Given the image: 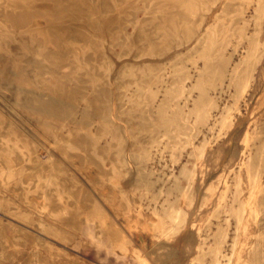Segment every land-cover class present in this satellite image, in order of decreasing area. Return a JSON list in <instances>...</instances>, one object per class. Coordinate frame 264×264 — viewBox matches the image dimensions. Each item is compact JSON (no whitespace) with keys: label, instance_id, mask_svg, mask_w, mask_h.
<instances>
[{"label":"rangeland","instance_id":"rangeland-1","mask_svg":"<svg viewBox=\"0 0 264 264\" xmlns=\"http://www.w3.org/2000/svg\"><path fill=\"white\" fill-rule=\"evenodd\" d=\"M19 1L0 0V6L26 16L23 15L22 21L15 23L14 27H8L0 17V264H138L137 252L149 264H192L200 243L197 230L201 228L204 234L210 233L217 222H224L222 216H214L213 209L225 182L231 180L232 168L235 169L241 159L246 126L250 132L256 131L257 135L263 136L264 53L256 63L245 100L243 97L238 102L239 110L236 111V107L231 110L233 121H229L226 127L220 129L217 125L225 105L234 100V85L226 80L222 83V90L210 88L203 93L205 100L213 97L216 100V106L210 110V120L198 124L194 120L195 115L191 114L192 108L201 104V92L194 84L197 79L196 62L198 66L202 64L201 59L194 63L191 56L201 47L228 51L230 44L227 40L234 41L240 29L239 23L229 20V5L237 0H228L225 9L226 0H105V3L104 0H72L74 4H70L71 0H64L67 4L63 0ZM52 1L60 3L57 5ZM62 2L70 4L71 8ZM159 5L162 8L159 9ZM10 10L8 13L13 14ZM108 10L113 11L110 13ZM177 10H180V15ZM35 12L42 13L37 15ZM69 15L79 17L75 19L72 16L70 21ZM89 16L94 19H89ZM86 21L93 22V25ZM34 23L35 27H30ZM95 25L98 28H94ZM5 70L12 73L8 81ZM2 85L6 86L2 89ZM17 86L20 92L15 89ZM44 104H49L47 109ZM166 118L170 121L167 122ZM59 135L61 139L65 138L63 143L66 145L79 146L82 154L72 150L64 155L56 149L51 142L59 140ZM69 135L73 136V142L66 140ZM189 135L192 136V144L206 143L204 152L197 160L194 159L196 168L188 189L192 205L186 196L185 199L182 197L181 192L187 185L183 180L181 187L173 189L170 196L182 198L178 201L186 214L184 226H180L174 236L159 237L151 222L156 223L159 229L165 221L161 213L152 211L154 200L150 194L162 202L164 194H158L159 184L171 172L177 174L188 159L192 144L187 143V146L185 142ZM171 143L185 145H180L182 150L179 149L177 162L170 158ZM133 147L152 149V154L148 159H142L133 152ZM49 151L67 170L60 174V184L50 187L54 198L58 200L66 194L65 176L73 173L77 185L86 194L87 204L77 207L67 201L66 208L55 206L44 213L37 208L44 178L39 171L33 178L25 171L34 162H47ZM88 154L95 155V159L105 167L111 166L113 157H120L121 166L114 168L111 180L94 184L91 180L96 173L94 165L78 168L81 159ZM153 178L155 183L149 184V195L141 196V182ZM172 180L173 176L170 182ZM213 183L217 188L202 205L203 197ZM112 185L118 187L116 195L122 198L126 209H122L116 200L108 199ZM90 206L99 214L91 215ZM41 219L51 226L43 234H39L37 229ZM233 226V220L229 219L226 248ZM120 240H123L124 249L120 247Z\"/></svg>","mask_w":264,"mask_h":264},{"label":"bare ground","instance_id":"bare-ground-1","mask_svg":"<svg viewBox=\"0 0 264 264\" xmlns=\"http://www.w3.org/2000/svg\"><path fill=\"white\" fill-rule=\"evenodd\" d=\"M7 1V0H6ZM33 1V0H32ZM37 1V0H35ZM77 1V0H75ZM101 1V0H99ZM103 1V0H102ZM122 1V0H121ZM138 1V0H137ZM148 1V0H147ZM146 1V2H147ZM179 1V0H178ZM21 2V0L19 1ZM30 2V1H29ZM54 2V1H52ZM64 2V0H63ZM62 2V3H63ZM67 2V1H66ZM64 2V3H66ZM74 1L71 0L70 4ZM81 2V1H79ZM90 2V1H89ZM98 2V1H97ZM107 2V0H106ZM112 2V1H111ZM150 2V1H149ZM190 2V1H189ZM225 2V0L223 1ZM9 3V2H7ZM24 2L21 3V5ZM26 3H28L26 1ZM25 3V5H26ZM57 4V2H54ZM53 3V4H54ZM60 2H58L57 5H59ZM61 3V4H62ZM63 3V4H64ZM105 3V0H104ZM116 3V1H115ZM29 4V3H28ZM51 4V5H53ZM55 4V5H56ZM67 4V3H66ZM65 5L66 7H70L71 5ZM83 4V3H82ZM86 4V3H85ZM110 4V2L108 3ZM146 5V3H144ZM148 4V3H147ZM172 4V3H171ZM228 4V0H226L225 7L223 9L227 8L226 6ZM12 5V4H11ZM24 5V4H23ZM34 5V4H33ZM64 5L62 7L64 8ZM79 3L77 4V6ZM96 5V4H95ZM100 5V3H99ZM104 5V4H103ZM176 5V4H175ZM188 5V4H187ZM190 5H192L190 3ZM224 5V4H222ZM221 5V6H222ZM15 6V5H13ZM19 6V5H18ZM50 6V5H49ZM61 6V5H60ZM74 6V5H73ZM76 6V7H77ZM86 6V5H85ZM88 6V5H87ZM98 6V5H97ZM101 6V5H100ZM108 6V5H107ZM111 5H109L110 7ZM120 6V5H118ZM118 6L116 8H118ZM170 6V5H169ZM174 6V5H173ZM178 6V5H176ZM201 6V5H200ZM6 6H0L1 13L0 17L2 18V21L8 25V27H14L16 24L15 23H20L22 21V18L25 16L23 13H19L18 11H15L10 8H5ZM22 7V6H21ZM25 7V6H24ZM23 7V8H24ZM42 7V6H41ZM61 7V8H62ZM79 7V6H78ZM84 7V6H83ZM104 8V6H102ZM115 7V6H114ZM154 7V6H153ZM156 7V6H155ZM166 7V6H165ZM179 7V6H178ZM204 7V5L202 6ZM26 8V7H25ZM28 8V7H27ZM71 8V7H70ZM69 8V9H70ZM82 8V7H81ZM80 8V9H81ZM87 8V7H86ZM89 8V6H88ZM101 8V7H100ZM107 8V7H106ZM115 8V9H116ZM152 8V7H151ZM149 8V9H151ZM158 8V7H157ZM162 8L159 5V9ZM183 8V7H181ZM177 8V9H181ZM192 8V6H191ZM195 8V5H194ZM230 12H229V20L235 23L240 24V29L238 32V35L234 41L232 40H227V42L230 44V47L228 48V51L224 50H213L211 47L208 48H198L196 50V53L191 56L193 59L194 63L196 62L197 59L202 60V64L196 66L197 70V79L194 85H198V88L200 90V96L199 100L201 101L200 105L198 107L196 106L195 108H192L191 114L193 113L195 116V121H197L198 124L200 123H205L207 122V119L210 114V110L213 106H216V100L215 98H209L208 100H205L203 97V93H206V91L210 88L212 89H219L222 90V83L226 80L228 83L234 85V100L232 103H228V105H225V109L221 112V117L217 120V125L219 124L220 129H223L226 127L229 121H233V118L231 120V110L236 107V111L239 110V106L237 107L238 102L240 100L242 101L241 98H243L246 93L249 91V88L251 86V82L254 78V70L256 68V63L258 60L262 57V54L264 53V0H237L236 3H230L229 5ZM20 9V8H18ZM35 9V8H34ZM33 9V10H34ZM47 9V8H45ZM44 9V10H45ZM60 9V8H59ZM67 9V8H66ZM85 9V8H84ZM110 9V8H109ZM113 9V8H112ZM114 9V10H115ZM175 9V8H174ZM173 9V10H174ZM186 9V8H185ZM196 9V8H195ZM9 10L13 12V14H9ZM41 10V9H40ZM58 10V9H56ZM60 9L59 11H61ZM68 10V9H67ZM66 10V11H67ZM72 10V9H71ZM83 10V9H82ZM100 10V9H99ZM98 10V11H99ZM104 10V9H102ZM111 10V9H110ZM128 10V9H126ZM131 9H129L130 11ZM172 10V11H173ZM25 12L26 10H22ZM21 11V12H22ZM37 11V9H36ZM46 11V10H45ZM57 11V13L59 12ZM63 11V10H62ZM65 11V10H64ZM69 11V10H68ZM75 11V10H74ZM72 11V12H74ZM107 11V9H106ZM109 11V10H108ZM113 11V10H112ZM112 11H109L110 13ZM125 11V9H124ZM175 11V10H174ZM173 11V12H174ZM179 15H180V10ZM182 11V10H181ZM187 11V10H185ZM10 12V13H11ZM34 12V11H30ZM39 12V11H37ZM35 12V13H37ZM71 12V11H70ZM87 12V11H86ZM172 12V13H173ZM29 12L27 11L26 14ZM42 13V12H41ZM40 13V14H41ZM44 13V12H43ZM47 13L48 10H47ZM46 13V14H47ZM75 13V12H74ZM79 13V12H78ZM85 13V12H84ZM89 13V12H88ZM91 13V11H90ZM98 13V12H97ZM104 13V12H103ZM106 13V12H105ZM108 13V12H107ZM182 13V12H181ZM190 13V12H189ZM188 13V14H189ZM37 13V15H40ZM45 14V13H44ZM51 14V13H49ZM63 14V12H62ZM67 14V13H65ZM81 14V13H79ZM78 14V15H79ZM93 13H91L92 16ZM102 14V13H101ZM113 14V13H112ZM111 14V15H112ZM122 14V13H121ZM174 14V13H173ZM176 14V13H175ZM187 14V12H186ZM24 15V16H23ZM57 15V14H56ZM81 15H84L83 13ZM80 15V16H81ZM88 15V14H87ZM105 15V14H104ZM120 15V14H119ZM123 15V14H122ZM150 15V14H149ZM156 15V14H155ZM178 15V16H179ZM216 15V14H214ZM45 16L42 14V17ZM50 16V15H48ZM61 16V14H60ZM66 16V15H65ZM64 16V17H65ZM71 19L75 16L69 15ZM73 16V17H72ZM85 16V15H84ZM83 16V17H84ZM103 16V15H102ZM106 16V15H105ZM118 16V15H117ZM116 16V17H117ZM160 16V15H158ZM26 17V16H25ZM34 17V16H31ZM28 17V18H31ZM35 17H37L35 15ZM41 16H39L40 18ZM57 17V16H56ZM63 17V16H62ZM79 17V16H77ZM75 17V19L77 18ZM120 17V16H119ZM142 17V15H141ZM165 17V16H164ZM181 17V16H180ZM67 18V16L65 17ZM89 19L93 17H88ZM43 19V18H42ZM50 19V18H46ZM57 19V18H56ZM55 19V21H56ZM64 19V18H63ZM94 19V18H93ZM106 19V18H105ZM213 19V18H212ZM23 20H26L25 18ZM58 20V19H57ZM68 20V21H69ZM79 20V18L77 19ZM76 20V21H77ZM97 20V19H96ZM121 20V19H120ZM123 20V19H122ZM159 20V18H158ZM214 20V19H213ZM34 18V22H35ZM38 21V20H37ZM45 21V20H44ZM48 21V20H46ZM51 21V20H49ZM54 21V19H53ZM90 21V20H89ZM89 21H86L89 22ZM93 21V20H92ZM115 21V20H114ZM1 22V21H0ZM43 22V21H41ZM80 22V21H78ZM95 22V20H94ZM162 22V21H161ZM164 22V21H163ZM174 22V21H173ZM186 22V21H185ZM26 23H31V22H26ZM45 23V22H44ZM93 22H89V24ZM98 23V20L96 24ZM218 23V22H217ZM25 24L22 22V25ZM172 24V23H171ZM186 24V23H185ZM190 24V23H189ZM35 23L31 25L30 27H35ZM40 25V24H39ZM87 25V24H86ZM98 25V24H97ZM97 25L94 26V28H98ZM117 25V24H116ZM88 26V25H87ZM250 26H252L251 29H248ZM19 27V26H17ZM48 27V26H47ZM90 27V26H88ZM93 28V27H92ZM93 28V29H94ZM118 28V27H116ZM121 28V26H120ZM140 28V27H139ZM173 28V27H172ZM48 29H51L49 27ZM3 30V29H2ZM41 30V29H40ZM64 31V29H62ZM100 30V29H99ZM108 30V29H106ZM118 30V29H117ZM120 30V29H119ZM205 30H207L205 28ZM62 31V32H63ZM66 31V29H65ZM116 31V29H115ZM122 31V30H121ZM189 31V30H188ZM204 31V30H203ZM48 32V31H47ZM59 32V31H58ZM57 32V33H58ZM75 32V31H73ZM80 32V31H79ZM93 32V30H92ZM191 32V31H190ZM211 32V31H210ZM236 32V31H235ZM52 33V32H51ZM56 33V34H57ZM87 33V32H85ZM84 33V35H85ZM111 33V32H110ZM205 33V32H204ZM207 33V32H206ZM69 34V33H68ZM72 34V33H71ZM77 34V33H76ZM75 34V35H76ZM89 34V33H87ZM131 34V33H129ZM203 34V33H202ZM61 35V33H60ZM59 35V36H60ZM81 35V34H78ZM166 35V34H165ZM211 35V34H210ZM53 36V35H52ZM73 36V35H72ZM82 36V35H81ZM91 36V35H90ZM202 36V35H201ZM216 36V35H215ZM55 39V36H53ZM70 37V36H69ZM76 37V36H75ZM87 36H84L86 39ZM89 37V35H88ZM93 38V36H91ZM129 37V35L127 36ZM211 37V36H210ZM52 38V37H51ZM78 38V36H77ZM83 37H81L82 39ZM52 38V40H54ZM58 38H56L57 40ZM66 39V38H65ZM89 39V38H88ZM88 39L86 40L88 42ZM95 39V37H94ZM198 39V38H197ZM223 39V38H222ZM36 40V39H35ZM78 40V39H77ZM76 40V41H77ZM208 40V39H207ZM211 40V39H210ZM58 41V40H57ZM85 41V40H84ZM91 41V40H90ZM126 41V40H125ZM166 41V40H165ZM94 42V41H93ZM97 42V41H96ZM205 42V40H204ZM55 43V41H54ZM90 43V42H89ZM124 43V42H123ZM91 44V43H90ZM95 44V42H94ZM93 44V45H94ZM58 45V44H56ZM12 46V45H11ZM16 46V45H15ZM13 46V47H15ZM59 47V45H58ZM94 47V46H93ZM98 47V46H97ZM122 47V46H121ZM11 48V47H10ZM12 50V49H11ZM144 51V50H143ZM18 53V52H17ZM20 55V53H18ZM22 55V54H21ZM179 55V54H178ZM47 56V55H46ZM103 56V55H102ZM62 58V57H61ZM6 60V59H5ZM33 60V59H32ZM5 62V61H3ZM33 62V61H32ZM9 63V62H8ZM7 63V64H8ZM14 63V61H13ZM43 63V62H42ZM16 64V63H15ZM45 64V63H44ZM109 64V63H108ZM193 65V64H191ZM195 65V64H194ZM2 66V65H1ZM8 66V65H7ZM23 66V65H22ZM3 67V66H2ZM11 67V65H10ZM5 68V66H4ZM111 68V67H110ZM152 68V67H151ZM6 69V68H5ZM9 69V67H8ZM7 69V70H8ZM32 69V68H31ZM6 71V80H10L9 77L12 75L11 70ZM23 70V69H22ZM152 70V69H151ZM21 71V70H20ZM148 71V69H147ZM0 72H2L0 70ZM19 72V71H18ZM17 72V73H18ZM136 72V71H135ZM160 72V71H159ZM5 73V72H4ZM1 74V73H0ZM164 74V73H163ZM14 75V73H13ZM21 75V72H20ZM23 75V74H22ZM18 77V76H14ZM32 77V76H28ZM192 77V76H189ZM195 77V76H194ZM162 78V77H161ZM187 80V79H186ZM6 81V82H7ZM193 81V79H192ZM190 82V81H189ZM8 83V82H7ZM11 85V82H9ZM160 83V82H159ZM19 84V83H18ZM229 84V85H230ZM4 85V84H3ZM2 85V89L6 86ZM1 86V85H0ZM19 89H20V85ZM15 87V89H18ZM113 86V85H112ZM10 87V86H9ZM151 87V86H150ZM92 88V87H91ZM147 88V87H146ZM187 88V87H186ZM18 89V90H19ZM192 89V87H191ZM190 89V90H191ZM22 90V89H21ZM45 90V89H43ZM183 90V89H182ZM181 90V91H182ZM17 91V90H16ZM143 91V90H142ZM20 92V90H19ZM146 92V91H145ZM183 92V91H182ZM1 93V92H0ZM88 94V92H87ZM138 94V93H137ZM158 95V94H157ZM31 96V95H30ZM126 96V95H125ZM194 96V95H193ZM224 96V95H223ZM42 97V96H41ZM133 97V96H132ZM157 97V96H156ZM177 97V96H174ZM180 97V96H179ZM246 97V96H245ZM245 97L243 98L245 100ZM189 98V97H188ZM131 99V98H130ZM182 99V98H181ZM186 99V98H185ZM229 99V98H228ZM54 100V99H53ZM191 100V99H190ZM186 102V101H185ZM191 102V101H190ZM228 102V101H227ZM245 104V103H244ZM49 105V104H47ZM46 105V106H47ZM189 105V104H188ZM45 106V104L43 105ZM45 106V107H46ZM79 106V105H78ZM82 106V105H81ZM247 106V105H246ZM40 107V106H39ZM187 107V106H185ZM238 108V109H237ZM45 109V108H44ZM47 109V107H46ZM243 109V108H242ZM40 110V109H39ZM119 110V109H118ZM234 110V109H233ZM42 111V110H41ZM45 111V110H44ZM185 112V111H184ZM235 112V111H234ZM46 113V111H45ZM48 113V110H47ZM111 113V112H110ZM109 113V114H110ZM122 113V112H121ZM123 113H126L124 111ZM186 113V112H185ZM212 113V111H211ZM234 114V113H233ZM211 115V114H210ZM106 116V115H105ZM112 116V114H111ZM76 117V116H75ZM234 117V115H233ZM237 117V115H236ZM103 118V117H102ZM101 118V119H102ZM114 118V117H113ZM40 119V118H39ZM38 119V120H39ZM167 122L170 121V118H166ZM193 120V119H192ZM210 120V119H208ZM92 121V120H91ZM100 121V119H99ZM111 120L108 119V122ZM173 121V120H172ZM251 121V120H250ZM73 122V121H72ZM101 122V121H100ZM209 122V121H208ZM245 122V121H244ZM252 122V121H251ZM95 123V121H94ZM234 123V122H233ZM250 123V122H249ZM248 123V124H249ZM53 124V123H52ZM96 124V123H95ZM116 125V124H115ZM205 124H203L204 126ZM216 125V126H217ZM61 126V125H60ZM96 126V125H94ZM109 126V125H107ZM253 126V125H252ZM255 126V125H254ZM69 127V126H68ZM125 127V126H124ZM244 135V145L243 149L241 152V159L235 169L232 168L231 172V180L230 182H225V188L224 190L220 193V196L218 198V201L216 203V207L213 209L216 217H223L224 222L220 223L217 222L216 226L214 229L211 230V232L204 234L202 230L198 229L197 232L200 237V243L197 246L198 252L197 255L192 258V264H264V127H263V136L257 135L256 131L250 132L248 129ZM71 128V127H70ZM210 128V127H209ZM214 128V126H213ZM255 129L257 127H254ZM86 129V128H84ZM212 129V127L210 128ZM83 130V129H82ZM81 130V131H82ZM214 130V129H213ZM217 130V129H216ZM215 130V132H216ZM225 131V130H224ZM224 131L222 133H224ZM126 132V131H125ZM201 132V131H200ZM212 132V131H211ZM209 133V132H208ZM217 133V132H216ZM20 134V133H19ZM225 134V133H224ZM227 134V132H226ZM234 134V133H233ZM65 135V134H64ZM164 135V134H163ZM207 135V134H206ZM220 135V132H219ZM10 136V135H9ZM44 136V135H43ZM60 136V135H59ZM63 136V135H62ZM70 136V135H69ZM73 136H76V133L73 134ZM73 136L67 137V141H74ZM208 136H211L208 134ZM218 136V135H216ZM223 136V135H222ZM221 136V137H222ZM18 137V136H17ZM58 137V136H57ZM201 138V137H200ZM205 138V137H204ZM207 138V137H206ZM209 138V137H208ZM213 137H211L212 139ZM218 139V138H217ZM221 139V138H220ZM187 142H185L187 145L192 144V136L189 135L188 138L186 139ZM185 140V141H186ZM194 140V139H193ZM202 140V139H201ZM205 140V139H204ZM209 140V139H208ZM6 141V140H5ZM55 141V140H54ZM65 141V138L56 140L55 142H51L52 145L61 151L64 155H68L67 152H70L72 150H75L76 153L82 154L83 150L75 145V144H70L66 145L63 143ZM89 141V140H88ZM212 141V140H210ZM218 141V140H216ZM102 142V140H101ZM208 142V141H207ZM1 143V142H0ZM214 143V142H213ZM179 143H171L169 145V152H170V158L172 162H177L179 159V154L181 147L185 145H181ZM187 145V146H188ZM206 143L200 142L198 144H193L191 145V150L188 152V159L180 166L179 172L177 170V174H173V172L170 173V175H166L165 178H162V181L159 184V193L158 194H164L163 200L160 203V200H158L157 196L150 194L151 198L154 200V204H152V211L155 214L161 213L163 215V220L165 221V225L162 223L161 227L158 229L156 226V223L151 222V226L153 229H155L159 237H170L175 233L180 226H184V219H185V211L183 208L179 205L178 199L182 198H175L173 199L170 195L172 193L173 189H178L181 187V183L183 180L187 182V185L184 187L185 190H182V197L185 196L190 200L189 203L192 200V195L190 192H188V189H190V179L194 173V159L199 155L204 152ZM208 145V146H212ZM31 146V145H30ZM153 146V145H152ZM154 147V146H153ZM152 147V148H153ZM47 149V148H46ZM154 149V148H153ZM133 152L137 153L138 157H141L142 159H148L151 154H152V149L151 150H139L133 147ZM182 150V149H181ZM5 151V150H4ZM74 153V152H73ZM19 154V153H18ZM78 155V154H77ZM82 157V155H80ZM95 155L93 154H88L86 158L81 159V164L78 166L79 169L82 168H87L89 165L93 164L94 167L96 168V173L91 177V180L94 184H102L105 181L111 180V175L113 173L114 168L117 169L121 166V158L120 157H113L111 159V166L105 167L100 164L99 160H96ZM125 157H128L127 155ZM201 157V156H200ZM36 158V157H35ZM185 158V157H184ZM199 158V157H198ZM127 159V158H126ZM129 160V159H128ZM127 160V161H128ZM38 161V160H37ZM170 161V163H171ZM181 161V160H180ZM165 162V161H164ZM22 163V162H21ZM129 163V162H128ZM160 163V162H159ZM148 164V163H147ZM176 165V163H174ZM171 165V164H170ZM4 166V165H3ZM28 166V165H27ZM5 167V166H4ZM202 167V166H201ZM199 167V168H201ZM14 168V167H13ZM91 168V167H90ZM171 168H173L171 166ZM12 169V167H11ZM94 169V168H93ZM169 169V168H168ZM175 169V168H174ZM25 170V168H24ZM166 170V169H165ZM3 171H5L3 169ZM39 171L41 176H43L44 181L42 183V192L40 195V201L39 198H37V201H39V208L40 212L44 213L47 211L49 208L55 207V206H61L63 208H66V202H70L71 204H74L77 207H82V204H87L88 199L85 197V192L81 191L80 187L77 185V182L74 179V174L69 173L68 175L65 176V183L64 187L66 189V194L63 197H60L58 200H56V197L54 198V194L51 192V186H56L60 184V174L65 173L67 170L64 168V166L59 162L56 161L53 157V154L49 151L48 154V161L47 162H34L31 164V166L25 171L28 172L29 176H32V178L35 175V172ZM175 171V170H174ZM138 171H136L137 173ZM148 172V170H147ZM149 173V172H148ZM5 174V173H3ZM152 174V172H150ZM155 174V173H154ZM16 176V175H15ZM173 176V180L170 182V178ZM13 177V176H12ZM5 178V177H3ZM22 178V177H21ZM155 178V177H154ZM153 179H149L148 182H141V185L139 187V192L141 196L149 195L150 193V188L149 184H153L154 182ZM8 179V178H7ZM90 179V178H89ZM6 180V179H5ZM13 180V179H12ZM21 180V179H20ZM159 180V179H158ZM157 180V181H158ZM11 181V180H9ZM8 182V181H7ZM35 182V181H34ZM155 183V182H154ZM2 184V183H0ZM22 184V182H21ZM34 184V183H33ZM76 185V186H75ZM109 185V184H108ZM114 185V184H113ZM111 188L110 194L108 196V199L111 200H116L117 204L122 208L126 209V206L122 200V198L118 197L116 195V192L118 191V187L113 186ZM110 186V185H109ZM167 186V187H166ZM224 186V185H223ZM1 187V186H0ZM216 185L213 183V185H210L208 187V194H206L203 197V200L201 204L203 205L206 203L210 196H212L213 191L215 190ZM19 188V187H18ZM30 188V187H29ZM183 188V189H184ZM217 188V187H216ZM26 189V188H25ZM175 189V190H176ZM16 191V189H15ZM21 192V190H19ZM38 191V190H37ZM122 191V190H121ZM1 193V192H0ZM16 193V192H15ZM155 194V193H154ZM199 194V193H198ZM212 194V195H211ZM189 195V196H188ZM21 196V195H20ZM33 197V196H32ZM148 197V196H147ZM159 197V196H158ZM29 198V197H28ZM31 199V198H29ZM36 200V198H34ZM33 199V200H34ZM151 199V200H152ZM1 200V199H0ZM23 200V199H22ZM34 200V201H35ZM8 201V200H7ZM157 201L160 203L158 204ZM37 203V202H36ZM151 203V202H150ZM153 203V202H152ZM184 203V202H182ZM7 204V202H6ZM181 204V203H180ZM191 204V203H190ZM200 204V205H201ZM192 205V204H191ZM206 205V204H205ZM90 214L95 215L99 214L95 210L94 207L90 206ZM50 210V209H49ZM53 210V208L51 209ZM56 210V209H55ZM35 211V210H34ZM49 212V211H48ZM63 213V212H62ZM33 214V213H32ZM153 214V213H152ZM15 215V214H14ZM213 216V215H212ZM213 216V218H214ZM38 217V216H37ZM160 218V217H159ZM39 219V218H38ZM216 219V218H215ZM222 219V218H221ZM222 219V220H223ZM232 219L234 226H233V231L229 243L228 248H226V236L228 235L227 231V225H228V220ZM24 220V219H23ZM213 219H211L212 222ZM217 220V219H216ZM186 221V220H185ZM221 221V220H220ZM27 222V221H26ZM36 222V221H35ZM101 222V221H99ZM210 222V221H208ZM210 222V223H211ZM216 222V221H215ZM37 223V222H36ZM33 224V223H32ZM35 224V223H34ZM147 224V223H146ZM145 224V225H146ZM186 225V224H185ZM211 225V224H210ZM36 227L35 225H33ZM150 226V225H149ZM148 226V227H149ZM37 229H39V234H43L51 229V226L46 224L42 219L39 220L37 224ZM208 227V226H207ZM206 227V228H207ZM213 228V227H212ZM158 229V230H157ZM205 230V229H204ZM209 230V229H207ZM231 230V229H230ZM229 230V231H230ZM231 232V231H230ZM139 234V233H138ZM156 234V233H155ZM154 235V234H153ZM157 235V234H156ZM125 236V235H124ZM155 236V235H154ZM174 236V235H173ZM123 237V236H121ZM40 238V236H39ZM124 238V237H123ZM210 238V239H208ZM228 238V236H227ZM35 239V238H34ZM171 239V238H169ZM168 239V240H169ZM20 240V239H19ZM21 241V240H20ZM39 241V239L37 240ZM42 241V240H41ZM120 244V247L123 246V240ZM35 242V241H34ZM38 243V242H37ZM36 243V244H37ZM118 244V243H117ZM163 246V245H162ZM166 246V245H165ZM120 249V248H119ZM166 249V248H165ZM55 253H57L55 251ZM136 254V259L138 264H149L146 258L139 252L135 253ZM204 254V255H203ZM207 254V255H205ZM190 264V263H189Z\"/></svg>","mask_w":264,"mask_h":264}]
</instances>
